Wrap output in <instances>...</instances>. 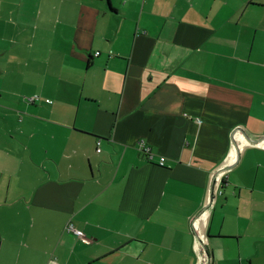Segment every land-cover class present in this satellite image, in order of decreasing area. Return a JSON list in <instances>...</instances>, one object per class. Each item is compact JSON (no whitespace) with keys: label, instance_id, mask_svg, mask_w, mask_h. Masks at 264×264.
I'll list each match as a JSON object with an SVG mask.
<instances>
[{"label":"crops","instance_id":"crops-1","mask_svg":"<svg viewBox=\"0 0 264 264\" xmlns=\"http://www.w3.org/2000/svg\"><path fill=\"white\" fill-rule=\"evenodd\" d=\"M0 264H264V0H0Z\"/></svg>","mask_w":264,"mask_h":264},{"label":"built area","instance_id":"built-area-1","mask_svg":"<svg viewBox=\"0 0 264 264\" xmlns=\"http://www.w3.org/2000/svg\"><path fill=\"white\" fill-rule=\"evenodd\" d=\"M37 99V97H32L30 100L31 101H35ZM47 102H51L50 100H47ZM257 143V142H256ZM98 144V148H97V151H100V144L101 142L98 141L97 142ZM138 146H139V149L146 152V154L148 155V157L151 159L153 156H152V149L149 145H147L145 143L144 140H139L138 142ZM237 160V155L234 151H232L229 156H227V158L224 160L223 164H222V168L221 170H219V173L215 179V183L213 184V189H212V194H211V198H210V205L209 207H212L215 199H216V196H217V189L220 185V182L223 181V177H224V174L228 171V169L230 168V166H232L233 164H235ZM165 162V157H161L160 158V164H164ZM66 230L69 231V232H74L75 234H77L79 237L83 238V240L86 242V243H91L92 240L90 238H87L84 234V232L82 230H79L77 228H75V226L72 224V223H68L67 226H66ZM202 243V242H201Z\"/></svg>","mask_w":264,"mask_h":264}]
</instances>
